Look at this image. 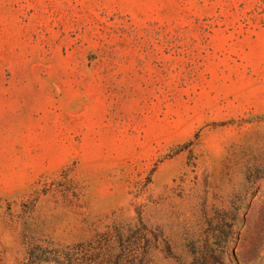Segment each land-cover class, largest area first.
I'll use <instances>...</instances> for the list:
<instances>
[{"label": "rangeland", "instance_id": "obj_1", "mask_svg": "<svg viewBox=\"0 0 264 264\" xmlns=\"http://www.w3.org/2000/svg\"><path fill=\"white\" fill-rule=\"evenodd\" d=\"M0 264H264V0H0Z\"/></svg>", "mask_w": 264, "mask_h": 264}]
</instances>
